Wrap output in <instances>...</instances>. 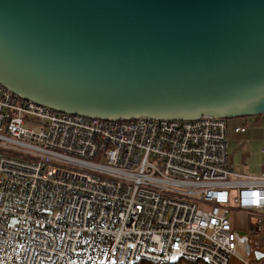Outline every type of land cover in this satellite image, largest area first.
I'll return each instance as SVG.
<instances>
[{
  "label": "built area",
  "instance_id": "1",
  "mask_svg": "<svg viewBox=\"0 0 264 264\" xmlns=\"http://www.w3.org/2000/svg\"><path fill=\"white\" fill-rule=\"evenodd\" d=\"M232 257L264 264V172L233 169L226 118L111 121L0 84V264Z\"/></svg>",
  "mask_w": 264,
  "mask_h": 264
},
{
  "label": "water",
  "instance_id": "2",
  "mask_svg": "<svg viewBox=\"0 0 264 264\" xmlns=\"http://www.w3.org/2000/svg\"><path fill=\"white\" fill-rule=\"evenodd\" d=\"M0 84L111 121L257 116L264 0H0Z\"/></svg>",
  "mask_w": 264,
  "mask_h": 264
},
{
  "label": "rangeland",
  "instance_id": "3",
  "mask_svg": "<svg viewBox=\"0 0 264 264\" xmlns=\"http://www.w3.org/2000/svg\"><path fill=\"white\" fill-rule=\"evenodd\" d=\"M250 117V116H249ZM237 118H228L227 122L229 123L228 130V141H229V153L230 161L233 166V169L239 174L247 175H257L263 173L262 171L258 172V167L261 164V160L264 158V154L253 150L251 154H242V144L240 141V135L243 133H235L233 128L237 124ZM262 127V126H261ZM258 129V128H257ZM261 129V128H260ZM262 130V129H261ZM261 130H259V136H261ZM263 146V145H262ZM234 222L238 226H245L247 224V216L242 214V212H237L236 216H233Z\"/></svg>",
  "mask_w": 264,
  "mask_h": 264
},
{
  "label": "crops",
  "instance_id": "4",
  "mask_svg": "<svg viewBox=\"0 0 264 264\" xmlns=\"http://www.w3.org/2000/svg\"><path fill=\"white\" fill-rule=\"evenodd\" d=\"M237 122L238 123L235 124V127L242 126V125L247 126L246 131L242 132L243 134L240 135V141L243 142L242 154L243 153L245 155L248 153L251 154V152L253 150H256L257 152L262 153L261 150L264 146V128L261 127V125H260L259 121H257L256 117L255 116L240 117ZM227 128H228L227 129V140H228V130H229V123L228 122H227ZM259 130H261V133H262L261 136H259ZM235 133H240V132H235ZM228 151H229V141H228ZM229 157H230V153H229ZM261 161H262L261 164L257 168L258 172L264 171V158ZM230 163H231V161H230ZM242 214L247 216L246 212H242ZM233 216H236V213ZM233 223L236 227H245L242 225L241 226L236 225L234 221H233ZM176 261H178L176 264H203L199 261L196 262V261H190V260H186V259H178ZM176 261H174V262H176ZM231 264H242V263L237 258L232 257L231 258Z\"/></svg>",
  "mask_w": 264,
  "mask_h": 264
},
{
  "label": "trees",
  "instance_id": "5",
  "mask_svg": "<svg viewBox=\"0 0 264 264\" xmlns=\"http://www.w3.org/2000/svg\"><path fill=\"white\" fill-rule=\"evenodd\" d=\"M178 261L176 262H173V263H170V264H176ZM198 262V261H196ZM202 263V262H201ZM135 264H160V263H157V262H153V261H149V260H142V261H139L138 263H135ZM204 264V263H203Z\"/></svg>",
  "mask_w": 264,
  "mask_h": 264
},
{
  "label": "bare ground",
  "instance_id": "6",
  "mask_svg": "<svg viewBox=\"0 0 264 264\" xmlns=\"http://www.w3.org/2000/svg\"><path fill=\"white\" fill-rule=\"evenodd\" d=\"M228 129V128H227Z\"/></svg>",
  "mask_w": 264,
  "mask_h": 264
}]
</instances>
